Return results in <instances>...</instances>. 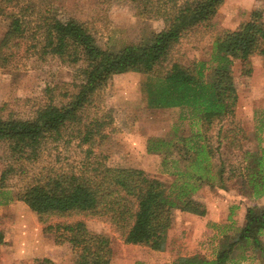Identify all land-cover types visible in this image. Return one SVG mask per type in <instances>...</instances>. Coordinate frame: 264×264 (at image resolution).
<instances>
[{"label":"trees","instance_id":"16d2710c","mask_svg":"<svg viewBox=\"0 0 264 264\" xmlns=\"http://www.w3.org/2000/svg\"><path fill=\"white\" fill-rule=\"evenodd\" d=\"M111 1L98 0L95 14L104 13ZM130 1L141 13L159 14L163 28L136 42L103 46L81 20L57 16L50 0H0V17L8 21L0 39V67L35 56L54 57L74 70V90L65 93L66 101H49L28 118L0 116V205L21 201L40 221L79 213L105 217L118 226L125 243L162 251L173 209L205 215L193 199L202 186L212 192L233 189L251 198L264 196V118L255 115L252 133L236 121L233 72L235 61L264 56V23L250 17L234 29L218 31L208 58L195 59L180 51V43L191 30L209 26L224 0ZM124 72L145 76L140 93L147 108H177L178 124L190 128L188 134L174 131L145 143L146 153L161 156V172L173 177L164 194L141 169L107 166L90 147H83L90 133L105 125L84 119L92 94L107 76ZM250 135L257 141L253 149L245 146ZM74 140L82 153L77 158L63 160L57 153L37 171L32 169L44 160L50 144L58 151ZM12 180L20 181L15 192ZM234 208L229 207L230 223L221 227L212 259L171 264H230L246 251L264 256V208L248 206L242 226L231 219ZM54 229L85 232L75 264H101L102 256L111 253L108 237L87 232L81 220L57 223Z\"/></svg>","mask_w":264,"mask_h":264},{"label":"rangeland","instance_id":"374dc122","mask_svg":"<svg viewBox=\"0 0 264 264\" xmlns=\"http://www.w3.org/2000/svg\"><path fill=\"white\" fill-rule=\"evenodd\" d=\"M97 2L98 0H50L57 16L81 20L90 27L98 43L103 46L136 42L164 26L159 14L141 13L130 0H112L99 16L95 14ZM250 17L264 23L263 0H224L211 24L188 32L179 49L189 58L207 59L211 41L218 31L234 29ZM7 23L6 19L0 17V39ZM250 58L237 61L233 72L238 92L235 119L247 131L252 132L257 119L255 115L258 117L260 111H264V85L260 81V77L264 75V57L253 55ZM257 69L260 75L257 74ZM73 72L71 67L64 66L54 57H19L9 65L0 67V116L28 118L38 107L49 101L56 104L66 101L65 93L74 90ZM144 77L141 73L124 72L110 74L102 80L92 94V104L84 110V119H97L105 125L102 131L90 133L89 140L83 147H90L95 156L107 166H132L141 169L156 183V190L164 194L173 177L161 172V156L146 153L145 143L150 137L173 135L174 131L188 134L190 128L187 123L178 124L177 108L146 107L140 93ZM262 136L264 137V133ZM256 143L255 138L250 135L245 146L253 149ZM77 145L74 140L60 146L57 151L50 144L49 149L44 152V160L33 164L32 169L37 171L45 159H53L57 153L63 160L77 158L82 154ZM1 154L0 144V171L3 168ZM11 183H14L11 190L15 192L20 181L12 180ZM230 191L243 194L233 189ZM218 195L215 191L202 195L201 199H193L206 209L207 204L213 205L214 200H219ZM222 195L224 197L225 194ZM242 196L248 195L244 193ZM249 198L242 199L244 206L264 207L261 199ZM215 205L217 212L225 210L222 203ZM229 205L236 203L227 204V207ZM171 219L166 249L157 251L143 244L125 243L118 226L105 217L79 213L47 216L44 221H40L26 204L14 199L8 205L0 206V264H75L85 232L57 231L54 226L78 220L84 222L87 232L104 235L110 240L111 253L102 256L101 264H171L195 258V255L212 257L211 245L215 244L216 239L211 235L215 230L209 227L204 229V220L184 219L178 209L172 210ZM40 242L46 247V256L43 251L34 252V247L37 248Z\"/></svg>","mask_w":264,"mask_h":264},{"label":"crops","instance_id":"0c3cea01","mask_svg":"<svg viewBox=\"0 0 264 264\" xmlns=\"http://www.w3.org/2000/svg\"><path fill=\"white\" fill-rule=\"evenodd\" d=\"M251 57H253V55ZM255 57H258V56H255ZM237 61H239V60H237ZM237 61H235V63L233 64V71H234V65L236 64ZM257 71H258V69H257ZM257 74L260 75L259 71L257 72ZM260 81L264 85V75L260 77ZM237 106H238V101H237ZM237 106H236V109H237ZM260 115H261V117L264 118V111L263 110L260 111ZM235 117H236V111H235ZM253 130H254V128H253ZM246 132L252 133L253 131L251 132V131L246 130ZM144 149H145V146H144ZM209 192H212L209 189V187L207 188V186H202L199 190H197L195 192V194L193 195V198L201 199L202 195H205L206 193H209ZM212 193H215V192H212ZM216 193L219 194L218 195L219 200L218 201L216 200V202H214L215 200L214 201L212 200L213 205L207 204V207L205 209L206 212H205L204 216H198V215L191 214L188 212L180 211V214L184 219L187 220V219L191 218L192 220H196V221L204 220V223H203L204 229H205V227L206 228L209 227V228L215 230V233H214V231H212V235H211L212 238H214V240L216 239L215 244L211 245L212 257L209 258V257H206L204 255L199 256V257H203L206 259H212L214 257V252H215L214 250H215L217 243H218V236H219L221 227L223 226V224L230 223V221L228 219L229 211H230L229 210L230 205L227 207V204L236 203L235 208L233 209V212L231 215V217H232L231 219L233 221H235L236 226H242L245 224V216H246L247 207H248V206H244V204L242 203V201H243L242 199L243 198L250 199L249 196H247L248 198L246 196L243 197L242 195H244V194H238V193L232 192L230 190L224 191L221 189H216ZM222 193L225 194L224 197H223ZM235 199H237V201H235ZM252 199H257V200L261 199L262 201H264V196H261L259 198H252ZM227 201H228V203H227ZM216 203H222L223 207L225 205V210L221 209L220 211L217 212V209L215 207ZM256 206H258V205H256ZM258 207L264 208V207H260V206H258ZM171 221H172V219H171ZM262 238L264 241V235L262 236ZM34 249H35L34 252H37V253H41L43 251L44 256H46V247L44 248L42 246L41 242H40V245L37 248L34 247ZM195 256L198 257L197 255H195ZM229 263L230 264H244V263H247V264H264V256H259V255L254 256V254H251L249 251H246L244 253V255L239 254V253L236 254L229 261Z\"/></svg>","mask_w":264,"mask_h":264}]
</instances>
